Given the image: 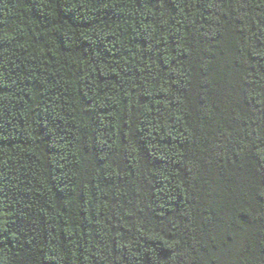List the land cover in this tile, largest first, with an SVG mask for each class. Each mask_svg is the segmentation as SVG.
Returning a JSON list of instances; mask_svg holds the SVG:
<instances>
[{
    "label": "trees",
    "instance_id": "16d2710c",
    "mask_svg": "<svg viewBox=\"0 0 264 264\" xmlns=\"http://www.w3.org/2000/svg\"><path fill=\"white\" fill-rule=\"evenodd\" d=\"M0 264H264V0H0Z\"/></svg>",
    "mask_w": 264,
    "mask_h": 264
}]
</instances>
